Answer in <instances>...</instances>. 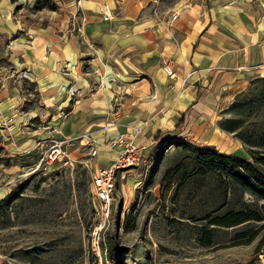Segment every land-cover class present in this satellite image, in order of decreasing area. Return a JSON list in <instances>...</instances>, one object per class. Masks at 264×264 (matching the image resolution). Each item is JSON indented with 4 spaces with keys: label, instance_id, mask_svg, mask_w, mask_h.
Masks as SVG:
<instances>
[{
    "label": "crops",
    "instance_id": "0c3cea01",
    "mask_svg": "<svg viewBox=\"0 0 264 264\" xmlns=\"http://www.w3.org/2000/svg\"><path fill=\"white\" fill-rule=\"evenodd\" d=\"M35 1L0 0L2 170L42 156L53 139L63 152L64 144H94V170L121 151L110 145L119 135L146 149L221 140L226 146L217 150L224 153L233 142L219 121L239 89L264 75L263 5L51 0L53 7H36ZM169 11H175L171 24L164 20ZM0 264L14 263L0 256Z\"/></svg>",
    "mask_w": 264,
    "mask_h": 264
},
{
    "label": "rangeland",
    "instance_id": "374dc122",
    "mask_svg": "<svg viewBox=\"0 0 264 264\" xmlns=\"http://www.w3.org/2000/svg\"><path fill=\"white\" fill-rule=\"evenodd\" d=\"M246 1L264 7V0ZM219 125L233 138L224 153L217 150L226 146L221 140L165 141L147 148L138 164L117 170L112 213L99 233L93 143L64 144L55 163L37 153L26 165L0 168V256L14 264H264L263 231L254 233L260 221L209 223L231 209L264 213V198L201 156H237L264 174L252 152L264 158V75L239 89Z\"/></svg>",
    "mask_w": 264,
    "mask_h": 264
},
{
    "label": "built area",
    "instance_id": "2783aa9c",
    "mask_svg": "<svg viewBox=\"0 0 264 264\" xmlns=\"http://www.w3.org/2000/svg\"><path fill=\"white\" fill-rule=\"evenodd\" d=\"M103 19L109 18L110 8L106 3H103L100 6ZM175 16V11L166 12L164 15V20L167 24H171L173 18ZM166 74L169 77L174 76V71L171 66L166 63L163 65ZM25 75H29V73H24ZM122 143L121 151L116 155L113 161L105 166H98L92 175V182L94 186V192L97 199V214L98 221L97 225L94 228L95 233H99L102 229L106 227L109 222V218L112 213V199H113V189H114V175L115 172L121 168L126 166H134L138 164L141 157L146 152L145 146H140L132 141L124 140L122 135L114 142ZM114 142L111 144L113 145ZM97 149L95 146H91L89 150L90 157L95 156ZM63 153V149L61 147V142L53 139L50 145L43 151L42 159L46 158L50 162H58ZM98 245V241L95 240V246ZM98 247V246H97Z\"/></svg>",
    "mask_w": 264,
    "mask_h": 264
},
{
    "label": "trees",
    "instance_id": "16d2710c",
    "mask_svg": "<svg viewBox=\"0 0 264 264\" xmlns=\"http://www.w3.org/2000/svg\"><path fill=\"white\" fill-rule=\"evenodd\" d=\"M34 4L36 7H40L41 5H47L49 7L54 6V3L51 0H36ZM173 142L174 141H172L171 144ZM175 142L182 145L192 144V142L186 140ZM252 152L254 154V160L264 164L263 156L260 154H255L256 151L254 150ZM201 156L205 163L222 167L230 177L240 181V183H242V185L252 193H257L264 198V174L257 169L253 162L239 158L237 156H224L217 151L212 153L204 152L201 154ZM251 220L260 221V224L254 233L256 234L259 231H263L262 239L264 240V213L257 208H248L244 210L231 209L226 211L224 214L215 216V218H213V220H211L209 223L221 226H233ZM109 249L112 253L114 247H109Z\"/></svg>",
    "mask_w": 264,
    "mask_h": 264
}]
</instances>
